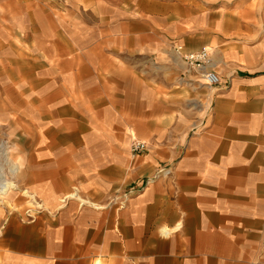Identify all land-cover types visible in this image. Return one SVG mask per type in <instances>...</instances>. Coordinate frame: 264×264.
<instances>
[{
    "label": "crops",
    "instance_id": "obj_1",
    "mask_svg": "<svg viewBox=\"0 0 264 264\" xmlns=\"http://www.w3.org/2000/svg\"><path fill=\"white\" fill-rule=\"evenodd\" d=\"M204 26L179 41L210 48L216 87L162 61L149 79L86 63L75 103L58 106L74 117L51 116L49 135L28 143L22 182L44 211L0 219V264H264L263 46ZM130 134L144 153L130 154ZM73 190L79 202L58 204Z\"/></svg>",
    "mask_w": 264,
    "mask_h": 264
},
{
    "label": "rangeland",
    "instance_id": "obj_2",
    "mask_svg": "<svg viewBox=\"0 0 264 264\" xmlns=\"http://www.w3.org/2000/svg\"><path fill=\"white\" fill-rule=\"evenodd\" d=\"M192 23L264 50V0H0V183L15 184L0 201L2 221H27L44 211L36 196L23 193L28 143L49 135L44 127L51 116L74 117V110L58 106L64 96L75 103L71 92L86 63H124L128 77L149 79L167 71L156 64L162 61L182 77L186 66L173 46ZM68 200L79 202L62 196L58 204ZM115 201L119 196L109 203Z\"/></svg>",
    "mask_w": 264,
    "mask_h": 264
},
{
    "label": "built area",
    "instance_id": "obj_3",
    "mask_svg": "<svg viewBox=\"0 0 264 264\" xmlns=\"http://www.w3.org/2000/svg\"><path fill=\"white\" fill-rule=\"evenodd\" d=\"M173 52L180 57L185 64L186 71L196 72L202 79L203 84L207 87H216L219 82V76L214 68L209 49L206 47L199 48L194 51H185L182 45L176 44L173 46ZM148 149L147 143L144 140L137 138L134 134H130L129 151L132 156L142 154ZM169 172L166 166H160L155 171V176L159 174H167ZM149 179L145 180L147 183ZM142 186H137L133 189V192L140 190ZM120 198V203L116 204L118 207H122L125 204L128 196L127 193H123ZM66 197L77 198L73 192ZM78 199V198H77ZM116 199V198H115ZM122 199V200H121Z\"/></svg>",
    "mask_w": 264,
    "mask_h": 264
},
{
    "label": "bare ground",
    "instance_id": "obj_4",
    "mask_svg": "<svg viewBox=\"0 0 264 264\" xmlns=\"http://www.w3.org/2000/svg\"><path fill=\"white\" fill-rule=\"evenodd\" d=\"M2 145V144H0ZM6 146V145H5ZM4 147V146H3ZM6 148V147H5ZM10 149V148H9ZM11 150V149H10ZM8 152V151H6ZM5 154V153H4ZM11 158V157H10ZM13 158V157H12ZM4 159V158H3ZM6 161L9 159V157L5 158ZM15 188V184L7 181H2L0 183V201L3 202L4 198L7 196H10L13 192V189ZM24 194H28L27 190H23ZM13 201V200H12ZM8 203V202H7Z\"/></svg>",
    "mask_w": 264,
    "mask_h": 264
}]
</instances>
